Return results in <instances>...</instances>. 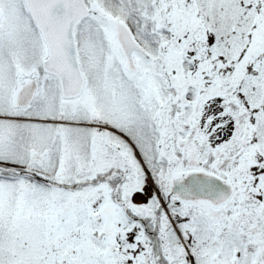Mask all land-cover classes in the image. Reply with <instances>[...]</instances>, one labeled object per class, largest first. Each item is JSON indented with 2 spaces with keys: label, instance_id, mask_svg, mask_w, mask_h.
I'll return each instance as SVG.
<instances>
[{
  "label": "snow or ice",
  "instance_id": "1",
  "mask_svg": "<svg viewBox=\"0 0 264 264\" xmlns=\"http://www.w3.org/2000/svg\"><path fill=\"white\" fill-rule=\"evenodd\" d=\"M0 264H264V0H0Z\"/></svg>",
  "mask_w": 264,
  "mask_h": 264
}]
</instances>
